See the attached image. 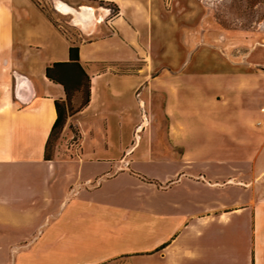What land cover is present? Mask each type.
<instances>
[{"label":"crops","instance_id":"1","mask_svg":"<svg viewBox=\"0 0 264 264\" xmlns=\"http://www.w3.org/2000/svg\"><path fill=\"white\" fill-rule=\"evenodd\" d=\"M56 1L93 14L74 33L45 0H0V242L26 241L8 264H264L257 52L212 69L200 0H51L78 25ZM200 26L195 71L187 50ZM71 44L90 99L75 95L60 138L80 152L45 158L66 97L46 67Z\"/></svg>","mask_w":264,"mask_h":264},{"label":"rangeland","instance_id":"2","mask_svg":"<svg viewBox=\"0 0 264 264\" xmlns=\"http://www.w3.org/2000/svg\"><path fill=\"white\" fill-rule=\"evenodd\" d=\"M42 3V0H38ZM57 5L58 2L56 1ZM201 4H205V8L211 11V30L210 37V54L212 58L211 68L218 70L220 58L239 56L245 58L250 56V53L257 52L260 60L263 61L261 67L264 68V0H200ZM101 5L110 6L113 11L115 5L113 3L101 2ZM90 5V4H87ZM44 6L47 8L50 16L58 23L64 25L66 30L76 33L79 30V25H85L83 14L75 12V24H71L69 15L60 19L55 8L52 6L51 0H45ZM196 6V7H195ZM194 8L202 10V5H195ZM59 7V6H58ZM183 9V8H182ZM181 9V10H182ZM183 11V10H182ZM183 13L180 12V15ZM79 19L78 23L75 21ZM202 27L199 31H195V47L187 50L189 53V66H195V71L201 69L202 65L197 62L203 56L202 50L198 48L202 45ZM190 35V34H189ZM191 38V36H189ZM227 42V43H226ZM226 43V44H225ZM227 46V47H223ZM245 67V65H244ZM71 108H74V102L71 103ZM62 134L53 142V154L58 155H74L80 152V145L74 143L72 140H64ZM77 131L75 130L74 137L77 138ZM130 147V146H129ZM126 148V157L128 158V150ZM183 146H179V152L182 151ZM26 243V241H8L0 242V250H6L5 255H0V264H8L11 261L14 249L19 245ZM114 264H118L117 262Z\"/></svg>","mask_w":264,"mask_h":264},{"label":"trees","instance_id":"3","mask_svg":"<svg viewBox=\"0 0 264 264\" xmlns=\"http://www.w3.org/2000/svg\"><path fill=\"white\" fill-rule=\"evenodd\" d=\"M115 10L118 6L115 5ZM46 75L63 84L66 92L65 98H56L55 106L57 117L52 125L48 139L45 144L44 157H53V142L62 134V130L67 121L68 116L75 111V107L71 108V103L75 95L81 93V104L85 105L90 99V75L80 60V47L78 44L69 46V59L55 60L46 67ZM75 104V103H74Z\"/></svg>","mask_w":264,"mask_h":264},{"label":"bare ground","instance_id":"4","mask_svg":"<svg viewBox=\"0 0 264 264\" xmlns=\"http://www.w3.org/2000/svg\"><path fill=\"white\" fill-rule=\"evenodd\" d=\"M58 6H59L60 9L63 10V11H67V12H68V10H69V11L72 10V11L76 12V9H74V8H72V7H70V6H68L67 4L63 3L62 1L58 2ZM82 9H83V10H82L81 12H79L80 14H83V15H90V16L93 14V8H91V7H89V6H84ZM75 15H76V14H75ZM75 21L78 23V21H80V20L76 18Z\"/></svg>","mask_w":264,"mask_h":264}]
</instances>
